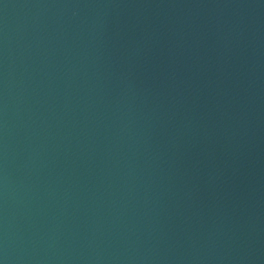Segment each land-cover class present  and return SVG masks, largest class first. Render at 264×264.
I'll use <instances>...</instances> for the list:
<instances>
[{"label":"water","instance_id":"water-1","mask_svg":"<svg viewBox=\"0 0 264 264\" xmlns=\"http://www.w3.org/2000/svg\"><path fill=\"white\" fill-rule=\"evenodd\" d=\"M0 264H264V0H0Z\"/></svg>","mask_w":264,"mask_h":264}]
</instances>
